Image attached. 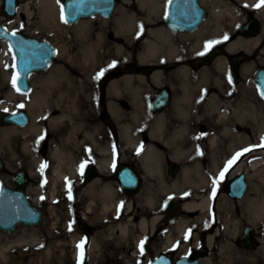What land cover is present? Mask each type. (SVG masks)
Instances as JSON below:
<instances>
[{
	"label": "flooded vegetation",
	"instance_id": "1",
	"mask_svg": "<svg viewBox=\"0 0 264 264\" xmlns=\"http://www.w3.org/2000/svg\"><path fill=\"white\" fill-rule=\"evenodd\" d=\"M259 2L260 0H146L143 10L137 8L133 10L124 3L125 6H122L120 0L115 5L110 18L92 16L84 20L83 23L87 24L85 30L87 41L83 43L78 41V45L82 48L95 45L98 34L103 36L104 43L110 42L117 47L124 45L131 47L132 40H139L141 43L146 41L156 43L153 37L156 33L161 34L163 38L160 37L157 41L160 53L158 62L144 64L139 70L131 65L124 66L125 70L130 71L129 75L141 77L144 86L150 89L146 109H132L127 98L128 94L122 91L119 97L111 101L115 109L107 108L108 85L127 75L121 74L122 68L118 66L105 71L99 77L98 86L103 109H80L82 117L79 118L81 122L78 123L82 125L79 136L81 146L77 154H73L71 158L77 162V186L81 192L86 191L90 186L92 190L98 191L101 188H110L121 200L115 201L113 209H122V214L124 207L129 205L130 214L135 215L136 211H132L134 208L132 202H126L133 196L145 192L157 194L166 192L172 197L169 200H176L175 198L182 191L190 192L193 187H182L181 174L185 166L195 163H198V169L201 171L215 172V176L211 175L207 179V191L212 193L211 205L215 204L220 197L227 201H236V199H231L226 192L229 182L236 175L244 174L247 190H249L247 172L242 169L236 173L233 171L242 160L256 157L260 150L243 152L228 168L224 177L219 179L218 173L238 152L239 147L236 148L235 145L241 141L237 136L240 135L243 139L244 135L239 132L241 130L239 125L232 124V128L226 129L220 119L224 114L227 115L224 112L225 109H260V105L264 103V96L260 93L258 84V81L260 83L264 80V36L253 55L237 53L235 57L233 55L228 58L225 51L226 39L218 36L212 37L210 34L227 33L230 30L241 36L242 33H257L255 36L246 38L264 34V5L256 7ZM132 13L136 14L134 16L135 30H130L126 35L122 28L126 23L125 20L131 19ZM0 19L7 22L10 19L4 14L1 2ZM0 25L5 27L4 24ZM202 34L205 36L197 42L200 46H204V49L193 53L191 48L196 41L195 36ZM209 42L215 43L209 44ZM206 45H208L207 50H205ZM168 51L172 57H167ZM205 54H208L207 62L200 61ZM221 58L224 59H222L223 73H218V70L212 72L214 62ZM234 60H236L235 73L232 71ZM245 64H251L252 71L249 76L243 78L240 75V68ZM179 69L183 70V75L177 74ZM204 69L209 70L210 77L208 82L201 83L200 86L198 75ZM156 72L159 74L157 85L151 80ZM190 88H193V100L190 106L185 105L183 101L181 110L184 117H181L175 110L174 104L177 99L181 98V90ZM162 94L167 95L165 106L161 109H154L153 102ZM187 109L199 110L191 113ZM134 114L140 119V124L131 121ZM158 118H162L165 125L162 136H155V131L150 128V125ZM186 119L189 124L193 125L199 138L197 141L199 153L189 156L172 153V146L166 143L171 137L174 138L177 132H180L178 126ZM124 129L134 137V147L123 138ZM89 136H95V143L89 139ZM203 136L205 138L202 139ZM188 139L186 138L184 143ZM149 145L157 152L158 164L157 168H154L159 172L157 175L147 173L148 168L142 152L144 147ZM231 145L233 148L230 147ZM212 149H214L213 152ZM213 161H219L217 170L213 167L208 169ZM99 163L103 166L100 167ZM119 179L124 183L122 184ZM214 180H219V182L214 185ZM214 187L215 195H213ZM133 191L135 193L131 194ZM181 200L178 202L179 211H181L185 198ZM164 205L165 201L161 209L156 210L157 213H161L159 223L162 227L159 228L158 223L155 228L146 231L145 235L150 231L147 235L150 243L146 241L142 252L140 247L136 249V252L127 248L113 251L107 246L103 247L101 243L96 245L97 254L96 258H93L91 252L94 250V237L97 231L91 224L85 226L82 233L84 243L80 248V252L84 250V255L82 260L77 258V264H149L162 256L168 258L171 264H176L186 255H197L198 262L201 264L202 260L208 256V253L202 250L186 251L180 257L175 256L174 251L152 254L153 245H158L156 241L161 239L179 215L178 212L177 216L169 222V214L165 213ZM145 214L149 216L148 213ZM138 218L137 216L134 219ZM145 219L148 220L149 217ZM110 221L116 222V219ZM193 230H198L199 233H192L191 238L205 239L202 228L192 227L189 231L185 230L184 234ZM200 257L202 259H199Z\"/></svg>",
	"mask_w": 264,
	"mask_h": 264
},
{
	"label": "bare ground",
	"instance_id": "2",
	"mask_svg": "<svg viewBox=\"0 0 264 264\" xmlns=\"http://www.w3.org/2000/svg\"><path fill=\"white\" fill-rule=\"evenodd\" d=\"M135 1L136 8L138 10H143L146 5V0ZM37 7L44 21H48L47 25L49 27L51 22H54L55 20L53 2L51 0H39ZM20 14H24L26 17L30 18L31 14L27 5H18L16 7L14 17L17 18V16ZM135 15V13L131 14V21L125 20L127 24L125 23L122 29L123 32L125 31L126 35H128L130 30H135ZM83 22L84 20L73 26L74 30H76L78 34V41L82 43L87 41V35L85 34L87 24H84ZM8 29L10 30V28ZM203 36H205V34L195 36L196 41L191 48L193 53L204 49V46H200V44L197 42ZM210 36H218L222 37L223 39L227 37L225 51L227 57L229 58L233 55L235 56L237 53H244L249 56L252 55L259 48L260 41L264 34L256 37L246 38L244 36L237 35L230 30L227 33L210 34ZM153 37L156 43L148 41L142 43L144 46V53L141 56L142 58L147 59L143 63H156L160 60L157 41L160 40V37L163 38V36L156 33L153 34ZM102 40L103 36L98 34L95 45L85 46L83 49L84 51H88L89 54L91 52L95 59L102 61L106 60L107 62L109 61V63H111V60L113 59L110 55H107L109 50H104V46L107 44ZM2 43L5 45L4 42ZM111 48L115 53V56H117V58L114 60L115 64H123L127 61V52L123 47L113 46ZM167 57H172L169 51L167 53ZM222 59L223 58L214 62L213 67L211 68L212 72L218 70V73H223L222 65L224 59ZM251 71L252 65L245 64L240 68V75L245 78L250 75ZM177 74L179 76L181 74L183 75V70H177ZM209 75L210 72L208 69L202 70V72L198 75V79H200V83L198 85L208 82V78L210 77ZM151 80L155 85H157L159 81V74L157 72L154 73L151 77ZM5 82H7V80H5ZM69 86L70 84L66 75L62 73L56 74L50 72L48 77L40 83L39 90L35 91L28 99L22 95L17 100L13 101L15 94L12 90L5 94L6 99L8 101H13L14 103V106L9 107L8 110L12 111L14 107H21L22 105V108L25 109L30 115V122L27 126L20 128L10 126L9 128L1 129L0 140L3 142L4 148L0 149V152L4 156L8 169H14L16 166H24L27 167L28 175L32 180L38 179L40 175H46L48 178V163H45V161H43L41 158H38L35 155V150L43 141H45L44 143H49L50 150L49 154H47V159L49 156V158H51L53 161V165L51 166L52 172L50 174L51 197L54 195L58 181H61L65 175L72 174V168L70 166L66 167L64 165L66 159L71 160V162L74 161V158H71V155L68 154L67 151H75L81 146L79 136L82 125L78 122L80 121L79 118L82 117L80 109L83 108L78 102H75L78 97L76 98V96H73L70 93ZM149 90V88L144 86L141 77H134L127 74L121 79L111 82L108 85L107 95L109 96L108 98H110V100L107 98L109 100L107 102V108L115 109L111 101L112 99L119 97V93L122 91L125 94H128L127 98L132 105V109H146ZM193 93V88L181 90V98L177 99L174 104L175 110L179 112V116L184 117L181 107H183L184 102L185 105L190 106V102L193 100ZM4 106L5 104L0 105V111L5 109ZM187 110L188 112L194 113L199 109ZM224 112L227 115L224 114L221 117L220 122L226 129L232 128V124L239 125L242 130L244 128H252L253 132H256L255 138L258 137V139L260 138L261 132H264V113H262V111L260 112L259 109H225ZM139 120L140 119L136 117V114H134L131 121L140 124ZM180 123L181 124L178 126L180 132H177L176 136H174L176 140L171 137L170 140L166 141L168 145L172 146L171 152L177 155L186 156L198 154L199 149L197 141L199 138L193 129V125L189 124L187 119L186 121L183 120ZM150 128L155 131V136H162V130L165 128L162 118L155 120L152 125H150ZM127 132L128 130L124 129L122 131V136L127 140V143L130 144V146L134 147L135 139ZM40 137H43V139H40ZM237 137H239V141L243 142L244 139H241L240 135ZM186 138L188 141L184 143ZM203 138H205V136H203L202 139ZM89 139L95 143V136H89ZM230 147L233 148L232 145ZM213 151L214 149H212V152ZM142 154L146 160L148 175L159 174L158 170L154 169L157 168L156 166L158 164L156 158L157 152H155V150H153V148L149 145L144 147ZM258 154H264V150L259 151ZM99 164L100 167L103 166L101 163ZM218 164L219 161H213L212 166L209 165L208 169L213 167L214 170H217ZM41 165H44L43 169H41ZM246 167H249L247 171V178L250 185L247 194L236 201H227L223 198L221 200L220 197L216 203L212 205V193H210V191L206 192V190L208 185L207 179L211 177V175L215 176V172L210 173L209 171L207 172L199 170L198 163L185 166L183 168L181 174L182 187L193 188L190 190L191 197L183 201L180 212L183 211L185 213L195 214V222H200V220L203 218L200 223L205 226L203 229V234H205V248L210 251L207 258L203 259L201 264H210L212 261V255L214 254H216L215 256L219 255V257L223 258V260L227 258L229 259L230 257H243L242 254L237 252L236 248L233 246L234 240L239 230L238 218H243L247 224L251 225L254 230H256V234L262 243L261 250L263 255L261 257L258 255L251 256L250 262L253 264H264V187L262 185L264 184V158L260 156L248 157L239 163V165L234 169L233 173H236L241 169L243 170ZM92 189V186H90L86 190V194H88L90 198H100L103 212L104 214H108L109 211L113 209V205L116 203L115 201L118 196H116L110 188H101L99 191ZM27 192L35 196L32 200V203L35 204L36 202L40 201L38 190L34 188H27ZM147 194L148 195L145 197V199L141 200L145 210L149 214V216L146 217H149V219L147 220L145 219L146 217H139L136 220L137 229L142 233H146L148 229L155 228L160 222V217L156 212L158 209L157 202L159 197L157 193ZM160 194L162 197L168 196V193L166 192H161ZM174 202L177 203L176 200H174ZM229 202H234L235 204L233 206L235 207H232L231 205L228 208L227 205ZM91 209L92 207L88 205L87 213H89ZM135 210L136 208L134 207L132 211ZM129 211L130 206L127 205L124 207V212L121 215H128L130 214ZM135 217H137L136 214L134 217H132V219ZM132 219H127V217H125V221L123 223L121 222L110 229H114L115 232L120 234L119 239L126 240L129 236L131 227H134L132 224ZM187 222V220H182L178 217L171 225V228L173 227V230H176L178 234H183ZM168 236V239L170 240L171 235ZM218 238H220L219 243H217ZM52 246L54 245L50 240H48V237H26L21 235L13 241V245H3L0 243V261L2 263H6L8 260H11L12 262L13 259L8 255L17 248H38L40 252L37 251L38 253L36 254L38 255L39 259L45 260L47 257H51L53 250Z\"/></svg>",
	"mask_w": 264,
	"mask_h": 264
},
{
	"label": "rangeland",
	"instance_id": "3",
	"mask_svg": "<svg viewBox=\"0 0 264 264\" xmlns=\"http://www.w3.org/2000/svg\"><path fill=\"white\" fill-rule=\"evenodd\" d=\"M51 1L53 2V8L55 11V20L54 22H51L49 27L47 25L48 21H44L37 7L39 0H19V6H28L29 12L31 14L30 18L26 17L24 14H20L17 16V18L10 17L8 22L0 19V24H4L5 27L10 28V30L18 31L28 37L38 40L47 41L58 50V54L54 61L45 71L32 74L29 77L31 85L30 91L26 94H21L18 93L12 85V77L14 74L13 53L5 42V45H3V41H0V105L5 104V109L1 110L0 114L10 111L8 110L9 107H13V101L17 100L20 96L23 95L28 99L35 91L39 90L40 83L48 77L50 72L56 74L62 73L66 75L70 84V93L73 96H76V98L78 97L75 102H78L83 109H103V107H101L102 96L100 95V88L98 86L99 79L96 78L97 75L101 72L105 73V71L117 66L122 68L121 74H129L130 71L125 70L124 66L131 65L139 70L143 67L142 65L147 64L143 63L147 59L142 58L141 56L144 53V46L139 40H132L131 47H128L127 45L123 46L127 52V61L123 64H115L114 60L117 58V56H115V53L111 47H115L116 45H113L110 42L104 46V50H109L107 55L112 57L113 60H111V63H109V61L107 62L106 60L102 61L95 59L91 52L90 55L88 51H84V49L78 45V37L74 27H69L63 22L61 18L62 0ZM123 3L126 4L127 7L130 6V8L133 10L136 9L135 0H121L120 4L125 6ZM5 80H7V82H5ZM11 90L15 95L13 101H8L5 97V94ZM108 99L110 100V98ZM19 109L23 108L14 107L12 112ZM259 110L260 112L262 111V113H264V103L260 105ZM3 128H9V126L7 127L0 125V130ZM239 132L244 134V140L243 142L236 144V148L243 145L244 147H247L248 145L252 146V144L258 142L264 144V132H261L259 139L255 138L256 132L254 133L252 128H244L243 130H239ZM44 142L45 141L39 144L35 150V155L45 161V163H48V178L46 175H40L38 179L32 180L28 175L27 167L24 166H16L14 169H8L4 156L0 152V157L4 162V169L0 172V185L14 188L15 185L12 182L11 174L17 173L20 169L25 170L27 176L29 177V181L25 189L26 196L32 202L35 196L28 193L27 188H34L38 190L40 201L33 204L43 213V219L39 227L25 228L18 226L16 231L10 235L0 233V243L3 245H13V241L21 235L26 237H48V240H50L54 245L52 246V255L50 258L47 257L45 260H42L39 259L38 255L36 254L40 252L38 248H17L8 255L13 259L12 262L11 260H8L6 263H2L0 261V264H77L76 252L80 250V248L78 249L77 246L81 243L82 233L85 230V226L87 227L88 224L93 225V229L97 231L94 237V250L91 252L93 258H96L97 254L95 251V249H97L96 245L101 243L103 244V247L107 246L108 249L113 251L119 248H127L132 249V252H136V249L138 250V247H140L141 241H144L143 246H146V241L149 242L147 235L150 233V231L146 235L145 233L139 231L137 229L136 220L132 219L134 215H121L122 209L118 208L111 209L108 214H104L100 198H90V196L86 194V191L81 192L77 186L78 177L76 173V161L71 162V160L66 159L64 165L66 167L70 166L72 168V174L65 175L61 181H58L54 195L51 197L50 174L52 172L51 166L53 165V161L51 158H49V156L47 159L50 145L49 143ZM3 148V142L0 140V149ZM77 150L78 148L75 151H67V153L71 154V156H74L73 154H77ZM257 156L264 158V154H258L256 157ZM248 168L249 167H246L243 170L247 172ZM262 185L264 187V184ZM206 192L208 191L206 190ZM247 192L248 190L246 191V194ZM147 195L148 194L145 192L126 200V202H132L133 207H137L135 213L138 217H146L145 213H147V211L143 206L142 200L145 199ZM157 195L159 197L157 202L158 209H161L164 201L172 198L171 196L162 197L160 193ZM41 197H43V199H41ZM189 197H191L190 192L182 191L175 199L177 202H179L182 201L181 199L185 198L186 200ZM119 200V198L116 199V201ZM234 204V202H229L227 207L229 208L231 205L232 207H235L233 206ZM88 205L92 207L89 213H87ZM157 215L160 217L161 213H158ZM125 217H127V219L133 220L132 224L134 227H131L128 238L123 240L119 239V233L115 232L114 229L111 230L110 228L115 227L121 222L123 223L125 221ZM178 217L179 219L188 221L185 230L189 231L190 228L197 227L202 228L203 233L205 226L200 223L203 218L200 220V222H195V214L185 213L183 211L179 213ZM83 219L86 220L83 221ZM112 219H116V222L110 221ZM238 221L239 230L234 240L233 246L236 248L237 252L242 254L243 257H230L229 259L227 258L223 260V258L219 257V255L215 256L216 254H214L212 255V261L210 264H253L250 262L251 256L258 255L261 257L263 255L261 250L262 243L260 242L257 234L254 235L256 247L253 250L244 249L241 243L238 242L242 228L245 225H249L243 218H238ZM69 226H71V228ZM108 226L111 227L108 228ZM158 226L159 228L162 227L160 226V223ZM169 229L165 231L160 240L156 241V244L158 245H153V255L158 253H170L174 251L175 256L180 257L186 251L191 252L197 250L205 251L208 254L210 253V251L205 248L204 240L201 238L198 239L197 237L195 239L190 237V235L194 232L199 233L198 230H193L187 234H178L176 230H173V227L170 229V231ZM100 230L104 231L101 232ZM255 231L256 230H254V232ZM168 235H171L170 240L168 239ZM219 242L220 238L217 239V243Z\"/></svg>",
	"mask_w": 264,
	"mask_h": 264
},
{
	"label": "water",
	"instance_id": "4",
	"mask_svg": "<svg viewBox=\"0 0 264 264\" xmlns=\"http://www.w3.org/2000/svg\"><path fill=\"white\" fill-rule=\"evenodd\" d=\"M2 9L6 16L12 17L15 14V6L18 0H2ZM119 0H62V20L69 26H73L82 20L92 16L110 18L116 3ZM255 29V26H253ZM0 40L7 43L14 55V74L18 77L14 89L18 93H28L31 85L29 77L32 74L45 71L53 62L57 49L47 41L28 37L18 31H9L0 26ZM15 32V36L12 33ZM257 33H242V36H255ZM208 54L202 56L200 61L207 62ZM236 60L232 64V71L235 73ZM260 93L264 96V80L258 81ZM166 94H162L153 102L154 109H161L165 106ZM30 115L24 109L15 112L0 114L1 126L28 125ZM4 169V162L0 157V172ZM15 188L0 185V233L10 235L16 231L18 226L26 228H37L42 222L43 213L26 196L25 189L28 184V176L25 170L20 169L17 173L11 174ZM123 184V180L119 179ZM247 182L244 174L237 175L227 186V195L231 199H240L246 194ZM133 191L131 194H134ZM179 204L168 200L164 205L165 213L169 214L168 221L178 213ZM254 229L245 225L238 242L246 250H253L256 247ZM84 255V253H83ZM201 258V257H200ZM149 264H171L168 258L162 256L154 259ZM176 264H198L197 255L185 256L179 259Z\"/></svg>",
	"mask_w": 264,
	"mask_h": 264
},
{
	"label": "snow or ice",
	"instance_id": "5",
	"mask_svg": "<svg viewBox=\"0 0 264 264\" xmlns=\"http://www.w3.org/2000/svg\"><path fill=\"white\" fill-rule=\"evenodd\" d=\"M261 5H264V0H260V2L256 5V7H260ZM0 31H2V30H0ZM12 35L15 36V32H13ZM225 39H227V37H225ZM211 43H215V42H209V44H211ZM207 48H208V45L205 46V50H207ZM201 54H203V53H201ZM100 75H103V73L102 72L99 73L96 78L99 79ZM17 79H18V77L14 74L12 77L13 87H16ZM21 107H23V106L21 105ZM40 139H43V137H40ZM262 146H264V145H262ZM245 151H247V150H245ZM240 155H242V153H237L236 156H234L232 158V160L228 161L225 168L220 172L219 179H222L224 177L225 173L228 171V168L231 167V165L233 163H235L236 159H238ZM43 167H44V165H41V169H43ZM81 168H83V165H81ZM218 182H219V180H214L213 184L215 185ZM213 195H215V187L213 188ZM41 199H43V197H41ZM69 227L71 228V226H69ZM83 243H84V241H81V243L77 246L78 249L82 247ZM143 244H144V241H141V244H140L141 252L143 251Z\"/></svg>",
	"mask_w": 264,
	"mask_h": 264
}]
</instances>
